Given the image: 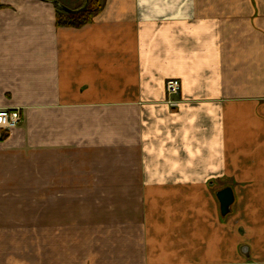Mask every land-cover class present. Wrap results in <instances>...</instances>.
<instances>
[{"label":"crops","instance_id":"1","mask_svg":"<svg viewBox=\"0 0 264 264\" xmlns=\"http://www.w3.org/2000/svg\"><path fill=\"white\" fill-rule=\"evenodd\" d=\"M100 2L0 0V264H264V0Z\"/></svg>","mask_w":264,"mask_h":264},{"label":"trees","instance_id":"2","mask_svg":"<svg viewBox=\"0 0 264 264\" xmlns=\"http://www.w3.org/2000/svg\"><path fill=\"white\" fill-rule=\"evenodd\" d=\"M87 0H85L86 2ZM87 8L84 11L78 10L75 13H68L63 9H59L58 24L65 26H83L94 20L99 14L101 2L100 0H89ZM2 6L0 5V9Z\"/></svg>","mask_w":264,"mask_h":264},{"label":"built area","instance_id":"3","mask_svg":"<svg viewBox=\"0 0 264 264\" xmlns=\"http://www.w3.org/2000/svg\"><path fill=\"white\" fill-rule=\"evenodd\" d=\"M181 90V82L178 80H171L167 83V91L169 94L178 95ZM22 123L21 113L18 110L0 111V139L3 138V133L10 132L20 126Z\"/></svg>","mask_w":264,"mask_h":264},{"label":"water","instance_id":"4","mask_svg":"<svg viewBox=\"0 0 264 264\" xmlns=\"http://www.w3.org/2000/svg\"><path fill=\"white\" fill-rule=\"evenodd\" d=\"M88 2H89V0H87V4H88ZM60 8L63 9L64 11L68 12V13H75V11H71L64 6H60ZM85 9H86V7L83 8L81 11H84ZM219 198L221 200L223 214L229 213L230 207L233 203V196H232L231 192L225 191L222 194H220Z\"/></svg>","mask_w":264,"mask_h":264},{"label":"rangeland","instance_id":"5","mask_svg":"<svg viewBox=\"0 0 264 264\" xmlns=\"http://www.w3.org/2000/svg\"><path fill=\"white\" fill-rule=\"evenodd\" d=\"M80 4L75 10H81L83 8H87V3L85 2V0H80ZM68 8V7H67ZM70 9V8H68ZM4 250H8L9 253H11L10 251L12 250V248H3ZM18 249H22V248H18ZM25 252H30V253H33V254H42V250L43 248L42 247H39V246H35V247H25L24 248Z\"/></svg>","mask_w":264,"mask_h":264}]
</instances>
